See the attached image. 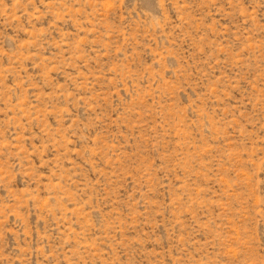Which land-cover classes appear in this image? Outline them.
Segmentation results:
<instances>
[{
	"label": "rangeland",
	"instance_id": "rangeland-1",
	"mask_svg": "<svg viewBox=\"0 0 264 264\" xmlns=\"http://www.w3.org/2000/svg\"><path fill=\"white\" fill-rule=\"evenodd\" d=\"M0 264H264V0H0Z\"/></svg>",
	"mask_w": 264,
	"mask_h": 264
}]
</instances>
